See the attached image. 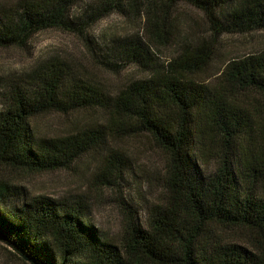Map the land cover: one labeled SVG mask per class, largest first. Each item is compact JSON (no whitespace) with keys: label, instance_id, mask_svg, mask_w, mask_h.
Returning a JSON list of instances; mask_svg holds the SVG:
<instances>
[{"label":"trees","instance_id":"16d2710c","mask_svg":"<svg viewBox=\"0 0 264 264\" xmlns=\"http://www.w3.org/2000/svg\"><path fill=\"white\" fill-rule=\"evenodd\" d=\"M78 1L0 7V46L25 45L50 28L83 33L118 13L147 36L114 40L111 56L153 75L116 96L59 64L0 83V239L37 264H264V51L230 61L218 81L206 85L191 74L210 64L207 44H185L168 66L149 48V40L166 42L181 31L175 14L181 3L203 13L219 36L264 30V0H93L73 15ZM82 109L103 110L106 122L62 137L41 136L32 126L39 116ZM141 135L166 154V194L144 220L127 213L120 238L94 225L86 200L28 194L1 175L69 169L110 137ZM129 162L112 149L101 176L113 185L131 170ZM234 230L245 231L249 248L233 242Z\"/></svg>","mask_w":264,"mask_h":264},{"label":"rangeland","instance_id":"374dc122","mask_svg":"<svg viewBox=\"0 0 264 264\" xmlns=\"http://www.w3.org/2000/svg\"><path fill=\"white\" fill-rule=\"evenodd\" d=\"M18 1L0 0V7H8ZM91 2L93 0H79L72 7V14L83 11ZM175 14L181 31L172 32L162 43L148 39L149 48L160 65L168 66L179 59L185 44H207L212 50L210 64L204 70L191 74L200 84L216 83L230 61L264 51V30L217 36L198 9L181 3ZM125 36L146 39L147 35L131 18L118 13L102 18L83 33L63 28L41 30L25 45L0 46V83L20 81L42 65L59 64L72 77L90 80L107 94L116 96L131 83L150 79L153 75L144 66L111 56L110 47L114 40ZM105 122L103 110L82 109L68 114L54 112L39 116L32 121V126L41 136L62 137ZM112 149H119L127 156L131 170L124 179L109 185L101 176V170L105 155L110 154ZM165 160L166 154L149 135L110 137L101 151L85 154L69 169L44 173L8 169L1 175L23 187L28 194L53 200L64 197L86 200L94 225L111 237L120 238L127 213L133 212L144 220L150 209L163 202L166 194ZM216 168V164H211L209 171L214 172ZM229 237L234 243L250 247L245 231H231ZM5 247L0 243V264H25Z\"/></svg>","mask_w":264,"mask_h":264},{"label":"water","instance_id":"95a60500","mask_svg":"<svg viewBox=\"0 0 264 264\" xmlns=\"http://www.w3.org/2000/svg\"><path fill=\"white\" fill-rule=\"evenodd\" d=\"M0 243L7 246L8 248H10V250H12L13 252H15L16 254H18L20 257H22L24 260H26L29 264H37L36 262H34L29 256L25 255L24 253H22L19 249L15 248L13 245H11L8 242H5L4 240L0 239Z\"/></svg>","mask_w":264,"mask_h":264}]
</instances>
